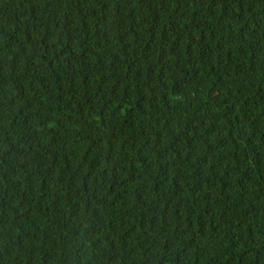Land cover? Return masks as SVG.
<instances>
[{
	"label": "trees",
	"instance_id": "trees-1",
	"mask_svg": "<svg viewBox=\"0 0 264 264\" xmlns=\"http://www.w3.org/2000/svg\"><path fill=\"white\" fill-rule=\"evenodd\" d=\"M0 264H264V0H0Z\"/></svg>",
	"mask_w": 264,
	"mask_h": 264
}]
</instances>
